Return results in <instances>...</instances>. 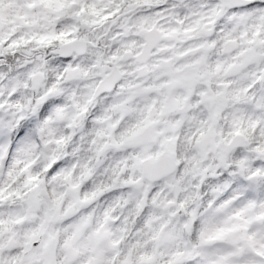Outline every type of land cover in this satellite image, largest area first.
Instances as JSON below:
<instances>
[{
    "label": "snow or ice",
    "instance_id": "1",
    "mask_svg": "<svg viewBox=\"0 0 264 264\" xmlns=\"http://www.w3.org/2000/svg\"><path fill=\"white\" fill-rule=\"evenodd\" d=\"M77 2L22 0V6L31 8L40 3L62 12ZM123 2L127 12L141 7L150 12L133 23L122 24L125 31L121 35L131 38L107 55L97 53L96 63L103 70L107 87L120 97L112 107L119 108L122 115L134 113L136 119L119 139L105 141L97 152L134 144L139 151L132 154L131 165L128 157L124 158L121 171L130 166L148 175H165L176 168L179 130L187 122L184 139L194 144L195 151L184 159L198 168L216 147V141L210 130L205 131L208 123L195 109L203 107L214 118L229 104L248 100L264 103V0H215L213 5L207 0ZM113 4L117 6L106 11ZM119 4L120 0H91L87 7L99 17L93 23H103L119 12ZM226 6L232 12L227 19ZM250 17L254 21L251 24ZM86 46L85 43L82 50ZM58 103L56 97L47 100L40 116ZM177 114L178 118H173ZM34 122V118L17 117L0 108V264H116L108 260L103 248L110 213L105 210L97 222L95 210H90L98 193L106 195L116 186L97 188L82 196L74 192L68 199L69 190L79 189L91 172L61 188L71 175L64 167L67 161L33 151L29 133ZM118 123L108 127L115 128ZM99 134L112 136L105 129H100ZM229 148L225 145V151ZM179 182L177 178L176 184ZM123 183L132 185L137 181L129 177ZM237 183L226 198L209 200L204 209L211 222L203 238L221 245L209 252L210 264L264 261V175L257 171ZM153 202L163 206L171 203L155 197ZM137 207L144 208V202L138 201ZM41 208V222L32 226L31 220ZM57 224L60 227H48ZM5 248L20 250L5 255ZM141 260L148 264L151 257ZM122 264L132 261L126 258Z\"/></svg>",
    "mask_w": 264,
    "mask_h": 264
},
{
    "label": "clouds",
    "instance_id": "2",
    "mask_svg": "<svg viewBox=\"0 0 264 264\" xmlns=\"http://www.w3.org/2000/svg\"><path fill=\"white\" fill-rule=\"evenodd\" d=\"M90 2L79 0L62 12L40 3L28 8L22 6V0L0 3V108L17 117L34 118L29 133L34 152L67 161L64 167L71 175L61 188L91 172L79 189L69 190L68 199L74 192L82 196L97 188L116 186L106 195L98 193L90 205L97 222L105 210L110 213L109 231L103 243L109 261L122 264L130 258L132 264H143L141 257L150 256L148 264H210L209 252L221 245L203 238L202 233L211 222L204 209L209 200L219 202L226 198L241 178L257 171L264 175V103L248 100L229 104L214 118L203 107L195 109L208 123L205 131L210 130L216 141V147L198 168L184 159L195 151L194 144L184 139L186 122L179 130L175 170L159 176L130 166L121 171L125 157L128 165L133 163L132 154L139 151L138 146L109 147L99 154L97 148L113 137L119 139L136 115H122L119 108L112 107L120 97L107 87L103 70L96 63L97 53L107 55L122 47L131 38L121 35L125 31L122 24L133 23L149 14L150 9L141 7L127 12V5L120 0L119 12L103 23H93L99 17L87 7ZM207 3L213 5L215 0ZM116 6L113 4L106 11ZM231 15V8L226 6L225 19ZM34 19L39 22L32 23ZM253 22L250 17L248 23ZM85 43L86 50H82ZM53 97L59 98V103L41 117L44 103ZM173 118H178V114ZM114 122H119L117 127L109 128ZM100 129L110 131L112 136H101ZM225 145L230 146L228 151ZM129 177L137 183L124 184ZM154 197L171 203H154ZM138 201L144 202V208L137 207ZM43 215L41 208L32 218V226H39ZM19 250L3 249L5 255Z\"/></svg>",
    "mask_w": 264,
    "mask_h": 264
}]
</instances>
